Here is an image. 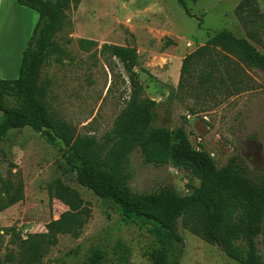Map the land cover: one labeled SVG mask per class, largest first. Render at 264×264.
<instances>
[{
    "label": "rangeland",
    "instance_id": "rangeland-1",
    "mask_svg": "<svg viewBox=\"0 0 264 264\" xmlns=\"http://www.w3.org/2000/svg\"><path fill=\"white\" fill-rule=\"evenodd\" d=\"M185 1L192 16L177 0H69L41 66L43 100L57 120L98 138L99 159L108 156L109 164L116 163L119 153L109 151L118 138L107 140L106 135L130 91L121 63L100 47L104 42L134 46L140 98L156 101L155 123L184 126L192 145L210 152L217 166L240 154L254 173L264 176V72L238 68L219 49L204 56L196 52L220 29L244 35L234 14L239 0ZM257 1L264 13V0ZM18 16L19 21L16 16L0 21L5 46L19 44L30 26ZM80 38L97 45L83 49ZM1 52L6 64L1 71L16 77L21 55L15 67L16 54L10 58L6 49ZM190 53L179 84L182 60ZM204 73L210 78L201 83ZM119 163L135 193L170 186L186 194L199 183L188 169L144 163L137 149ZM57 178L78 192L82 227L77 236L57 234L51 243L43 236L46 224L67 209L47 190ZM6 203L0 210V264H90L88 257L97 248L105 253V264H119L114 248L119 241L131 249L128 262L150 264L142 256L150 242L147 229L122 223L115 205L79 185L56 148L29 126L11 129L0 140V206ZM180 232L185 242L180 264H239L187 228L180 226ZM259 247L264 257V245Z\"/></svg>",
    "mask_w": 264,
    "mask_h": 264
},
{
    "label": "trees",
    "instance_id": "trees-1",
    "mask_svg": "<svg viewBox=\"0 0 264 264\" xmlns=\"http://www.w3.org/2000/svg\"><path fill=\"white\" fill-rule=\"evenodd\" d=\"M15 1L35 10L38 19L22 50L18 75L0 77V140L9 130L19 127L29 126L39 132L75 172L79 185L115 205L122 223L147 229L150 242L142 256L150 264H180L185 248L180 226L215 245L239 264H264L259 247L260 243L264 245V176L254 173L240 154L231 155L224 165L217 166L210 152L192 145L184 126L170 128L156 124L153 111L156 101L140 98L136 48L107 42L101 44L100 52L121 63L130 92L114 127L106 135L107 140L118 138L109 153H119V158L111 164L108 156L99 159L98 138L78 133L71 124L57 120L43 100L45 85L39 83L50 39L62 25L69 0ZM177 1L192 16L186 1ZM234 14L244 35L220 29L196 52L204 56L219 49L224 58L237 61L238 68L245 66L264 72V13L258 1L239 0ZM78 43L83 49L97 45L96 40L88 38H80ZM191 54L182 60L179 84ZM209 78L204 73L200 82ZM134 149L146 164L188 169L198 179V185L186 194L170 186L144 193L131 191L119 162ZM47 190L51 198L61 201L67 209L59 219L46 224L43 236L51 243L56 242L57 234L77 236L82 227L78 192L59 178L50 181ZM12 202L14 199L9 201ZM7 205L0 206V210ZM115 247L119 249L116 250L119 264H133L128 262L131 254L128 246L119 241ZM88 260L90 264H105V253L93 249Z\"/></svg>",
    "mask_w": 264,
    "mask_h": 264
},
{
    "label": "crops",
    "instance_id": "crops-1",
    "mask_svg": "<svg viewBox=\"0 0 264 264\" xmlns=\"http://www.w3.org/2000/svg\"><path fill=\"white\" fill-rule=\"evenodd\" d=\"M19 13L21 14V19L23 18L24 20H26V22L28 24H30V26H28V30L26 28L24 33L21 34L20 37H22V38L20 39L19 44L17 43L16 46L9 47L8 44H6L8 46H5V44L3 42L1 43V41H0V77L1 78L10 77V76H5L7 74H5L4 72L1 71L2 69L5 70V67H6V64H4V62H3L4 60L2 61V59H1V55H2L1 50L6 49L7 55H9L10 58H11V56H13V54H16V56H15L16 57L15 67H16L17 66V57H19V54L21 55L22 50L25 48V46L27 44V41H28V39L32 33V29H33V27H34V25L38 19V13L35 10H33L27 6L18 4L15 0H0V21H4V22H6L8 20L11 21V18H13L14 16H16V18L19 21V16H18ZM0 25H1V23H0ZM10 45H14V42H12Z\"/></svg>",
    "mask_w": 264,
    "mask_h": 264
},
{
    "label": "water",
    "instance_id": "water-1",
    "mask_svg": "<svg viewBox=\"0 0 264 264\" xmlns=\"http://www.w3.org/2000/svg\"><path fill=\"white\" fill-rule=\"evenodd\" d=\"M263 235H264V232H263Z\"/></svg>",
    "mask_w": 264,
    "mask_h": 264
}]
</instances>
